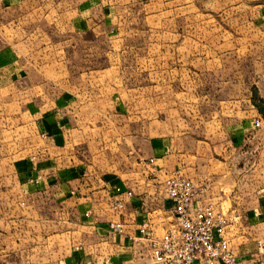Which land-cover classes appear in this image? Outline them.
Here are the masks:
<instances>
[{
  "label": "rangeland",
  "instance_id": "rangeland-1",
  "mask_svg": "<svg viewBox=\"0 0 264 264\" xmlns=\"http://www.w3.org/2000/svg\"><path fill=\"white\" fill-rule=\"evenodd\" d=\"M10 1L9 9L0 8V48L25 42L30 49L21 56L37 70L42 90L57 96L88 77L101 94L121 96L138 126L152 121L153 136L175 140L173 148L186 154L182 170L188 178L198 183L218 178L227 186L223 207L241 220L264 190L262 8L246 0H102L106 23L95 36L69 23L81 0H33L25 6ZM6 111L19 117L22 106L0 102V159L10 154L11 165L26 154L23 145L36 141ZM256 119L262 121L259 128ZM0 175L15 195L8 200L9 228L0 230V264H54L43 259L64 256L80 243L70 235L47 239L50 225L64 233L66 220L51 215L62 213V205L42 200L35 239L41 261L28 260L32 238L16 221L24 206L10 167L0 166ZM143 249L137 252L141 259L147 257Z\"/></svg>",
  "mask_w": 264,
  "mask_h": 264
},
{
  "label": "crops",
  "instance_id": "crops-1",
  "mask_svg": "<svg viewBox=\"0 0 264 264\" xmlns=\"http://www.w3.org/2000/svg\"><path fill=\"white\" fill-rule=\"evenodd\" d=\"M30 1L33 0H17L16 6H25ZM89 1H80L69 23L74 31L87 34L91 30L98 36L97 32H101L106 23L105 4L102 0ZM246 1L264 10V0ZM12 3L0 0V8L7 10ZM89 5L95 7L94 12L84 11ZM6 24L3 27H9L10 23ZM27 49L30 48L25 42L19 41L17 45L9 43L0 48V102L9 106L17 101L22 106L19 117L9 116L11 112L3 113L7 119L17 120L18 128H27L36 141L23 145L26 154L11 165L7 164L10 154L0 159V166L10 167L17 198L24 206L16 221L32 238L33 255L27 259L41 261L35 239H40L36 231L41 229L42 200H48L53 205L63 206L62 213L51 215L64 218L66 229L61 233V229L50 225L47 239L63 235L69 238L70 235L80 243L72 246L64 256L52 259L49 255L50 258L43 261L54 264L145 263L149 259L148 251L146 247L141 248L143 242L137 240L140 237L138 225L151 219L152 234L159 237L157 234L163 230V225L155 216L164 204L162 200L140 196L148 192L145 182L150 168L143 162L153 159L159 173L179 170L188 177L182 170L187 166L186 154L173 148L175 140L168 134L153 136L152 121L140 122L138 126L135 114L121 96L101 94L88 77L82 83L70 84L69 89L57 96L42 90L44 82L34 76L37 70L21 56L28 54ZM0 176V230H5L9 228L8 200L15 195L8 192V178ZM200 182L210 184L213 200H228L227 186L218 178ZM114 198L124 204L119 215L108 205ZM115 219L126 223V235L107 233L108 222ZM239 222L240 228L236 229L239 232L234 239L238 245V264H264V251L258 250L256 244L264 241V190ZM139 247L147 257L139 258ZM23 257L22 254V262L25 261Z\"/></svg>",
  "mask_w": 264,
  "mask_h": 264
},
{
  "label": "built area",
  "instance_id": "built-area-1",
  "mask_svg": "<svg viewBox=\"0 0 264 264\" xmlns=\"http://www.w3.org/2000/svg\"><path fill=\"white\" fill-rule=\"evenodd\" d=\"M260 127L262 121L254 120ZM43 138L44 135L42 134ZM150 169L145 185L148 192L140 196L162 200L156 220L163 225L162 234L154 237L151 219L138 225L139 238L147 248L152 264H238V254L232 230L238 227L234 210L223 207L224 201L213 200L208 182H195L179 170L159 173L155 161L143 162ZM118 192V188L116 190ZM109 208L114 214L124 210L122 200L112 199ZM107 233L126 235V223L115 219L107 224ZM258 250L264 251V241H258Z\"/></svg>",
  "mask_w": 264,
  "mask_h": 264
},
{
  "label": "trees",
  "instance_id": "trees-1",
  "mask_svg": "<svg viewBox=\"0 0 264 264\" xmlns=\"http://www.w3.org/2000/svg\"><path fill=\"white\" fill-rule=\"evenodd\" d=\"M260 113H263V112H260Z\"/></svg>",
  "mask_w": 264,
  "mask_h": 264
}]
</instances>
